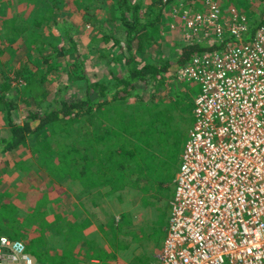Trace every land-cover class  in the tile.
<instances>
[{"label":"trees","instance_id":"1","mask_svg":"<svg viewBox=\"0 0 264 264\" xmlns=\"http://www.w3.org/2000/svg\"><path fill=\"white\" fill-rule=\"evenodd\" d=\"M60 2L27 0V17L22 18L21 12L12 21L0 23V33L9 44L5 53L11 57L24 53L15 61L18 67L10 69L5 65L0 70V113L5 114L8 125V134L0 137V173L7 171L8 156L13 161L31 142V153L38 165L21 157L13 163L22 174L14 191L19 198L23 199L25 189L36 188L34 177L45 173V177L67 187L80 186V197L90 195L94 208L104 200L121 201L125 192L132 198L138 194L141 206L155 207L162 199L168 208L173 199L167 194L168 185L173 182L192 114L188 92L174 80V73L192 56L214 48L204 41L183 44L175 61L153 58L140 65L138 55L147 48L152 55L157 25L163 22L161 0L147 4V14L141 11L142 0H105L111 7V16L94 24L99 28L101 42L118 52L115 65L108 71L111 79L90 82L80 62L70 63L67 80L84 83L85 89L79 101L67 102L59 89L53 93L43 89L46 76L57 72L62 66L60 59L75 50L65 49L73 27L64 19H57ZM261 13L264 15L263 10ZM248 18L249 25L256 27L262 17L254 22L249 13ZM12 43H18L19 48H13ZM14 82L17 85L22 82L20 91L14 89ZM51 94L54 97L45 103ZM19 102L26 107L22 123L13 118ZM2 194L12 196L0 190ZM45 203L48 204L42 196L33 210L21 217H17L15 209L10 213L9 208L0 207V218L7 216L11 221L0 234L25 241L30 255L47 259V262L36 259L39 263L106 264L116 259L117 252L129 249L131 243L142 238L130 231L129 215L110 214L105 223L98 225L109 249L92 241L86 250L78 251L76 244L84 239L81 228L85 224H67L59 215L45 221ZM21 221L29 225L25 230L20 228ZM45 232L61 237L64 248L56 251L48 248ZM158 240L147 237L146 242L155 241L158 249ZM77 251L83 259L76 255ZM142 264L150 263L144 260Z\"/></svg>","mask_w":264,"mask_h":264},{"label":"built area","instance_id":"2","mask_svg":"<svg viewBox=\"0 0 264 264\" xmlns=\"http://www.w3.org/2000/svg\"><path fill=\"white\" fill-rule=\"evenodd\" d=\"M179 4L184 44L214 49L174 73L198 93L159 263L264 264V15L254 27L243 13L223 14L218 0ZM0 264L42 263L0 236Z\"/></svg>","mask_w":264,"mask_h":264},{"label":"rangeland","instance_id":"3","mask_svg":"<svg viewBox=\"0 0 264 264\" xmlns=\"http://www.w3.org/2000/svg\"><path fill=\"white\" fill-rule=\"evenodd\" d=\"M26 1L27 0H0V23L4 20L12 21L15 15L21 12H23L24 15L22 18L27 17L29 12L25 10L27 7L25 4ZM155 1L156 0H142L143 6L141 11L144 14H147L146 5ZM181 2L188 4L190 0H173L170 3H168V0H161L160 4L163 5L161 7L163 22L158 23L157 25L158 33L155 45L151 50L152 55L150 56V54H148L147 46L146 52L138 55L140 65L144 63L143 61H150L153 58H159L161 60L173 59L175 61L179 55L182 45L186 42L183 40L180 32L175 30L176 18L173 16L183 12V4H179ZM192 2L195 3L194 8L197 9L200 8L203 0H192ZM218 2L223 14L228 13L232 9L243 13L246 17H248V14L250 13L251 21L254 22L262 16V10L264 11V0H218ZM1 9H3V12H1ZM57 10V19H64L73 27L72 30L69 31L71 40L64 44L65 49H70L71 47L72 49L75 48V50H72V54H67L64 58L60 59L62 66L57 72L54 71L46 76L47 81L44 83L43 89H48L51 93H53L56 89H59V91H61L60 95L63 96L65 101L76 102L84 96L85 84H79L76 81L67 80L66 69L70 63L80 62L81 65L84 66V76H86L90 82L103 80L107 81V79H111L108 71L115 65L114 58L118 55V52L116 49L110 50L101 42L99 28L96 24H94V22L103 23L106 19H109L111 16V7L108 6L105 0H61L57 6ZM156 11L157 9L151 14H154ZM12 44L13 48H19L18 43ZM8 46L9 44L3 37V33H0V70L3 69L5 65H7L10 69L18 67L17 64L15 65V61H18L22 56H24V53H22L21 56L19 54H15L16 56L12 57L9 56L5 53ZM32 53H34V51ZM35 60L39 61V58L36 57ZM83 81L84 80L81 82ZM181 85L186 92H188L189 103H191L193 111L194 99L198 93V87L188 83ZM12 86L15 90L20 91L22 89L20 87L23 85L22 82H20V85H17V83L14 82L12 83ZM53 97L54 95L51 94L48 98H46L45 103H49ZM19 103L18 109L13 111V118L16 122L22 123L26 107ZM193 123L194 118L191 114L188 124L186 125L188 130L192 128ZM188 130L183 138L182 147L186 141V137L189 132ZM7 134L8 125L5 114L0 113V137ZM32 146L33 143L29 142L28 148L17 153L14 160L21 157L32 165H38V160L33 157L31 153ZM14 160L12 161V156H8L7 161L9 165L7 171L2 172L3 174L0 173V190L8 192L12 195L9 197H3L2 194L0 196V207L5 209L9 208V212L12 209H15L17 217H21L31 212L42 196H44L48 202V204L45 203L44 205L46 213L45 221H52L57 215H59L67 224H85L81 228L84 239L76 244V250L78 251L86 250L88 243H92V241L102 244L105 250L109 249L108 244L104 242L102 234L98 230V225L100 223H105L110 214H115V216L127 214L131 217L130 231L137 233L136 237L141 236L142 238H138L137 243H131L129 249L117 252L115 260L105 263L142 264L144 260H147L150 264H160L159 254L167 232L171 202L168 208L165 206L166 203L162 199L159 203L154 205L155 207L141 206V197L138 194L135 196L133 194L134 198H132V196L127 195V192H125L121 201H116L114 199L104 200L101 205L94 208L92 207L90 195L80 197V186L77 185L67 187L62 182L60 183L56 180L50 179L47 175L45 177V173L42 174L43 177L41 175L34 177L36 188L25 189L23 193L26 194H23L22 199L17 197V191L14 192L16 187H19V182L22 179L21 171L13 164ZM178 166L179 160L176 170L174 171L173 182L168 185L167 194L170 195L171 198L174 195V180ZM32 201H36V203L33 204ZM170 201H172V199ZM10 213L13 212L11 211ZM159 216L161 217L158 219L159 222L157 223L156 220ZM10 223L11 221L7 216L1 217L0 231L6 230L8 224ZM20 226L22 230H25L29 225H26L21 221ZM30 231L31 229L28 232L30 233ZM154 232L157 233L155 234ZM0 236L8 237L3 232ZM147 237H151L152 240L158 237V249L155 241H152L151 243L146 242ZM45 238L47 241V247L52 251L64 248V241L61 237L55 238L49 232H45ZM19 241L26 245L25 241ZM78 251L76 252V255L83 259L82 254L78 253ZM27 254L30 255V251L29 253L27 252ZM30 256L36 262H39L40 260L47 262V259L44 257H40L41 259L39 260L35 256ZM83 264L102 263L100 261H84Z\"/></svg>","mask_w":264,"mask_h":264},{"label":"crops","instance_id":"4","mask_svg":"<svg viewBox=\"0 0 264 264\" xmlns=\"http://www.w3.org/2000/svg\"><path fill=\"white\" fill-rule=\"evenodd\" d=\"M23 194L25 195L26 193H23ZM32 203H33V204H35V203H36V201H35V202H34V201H32Z\"/></svg>","mask_w":264,"mask_h":264},{"label":"clouds","instance_id":"5","mask_svg":"<svg viewBox=\"0 0 264 264\" xmlns=\"http://www.w3.org/2000/svg\"><path fill=\"white\" fill-rule=\"evenodd\" d=\"M19 241V240H18Z\"/></svg>","mask_w":264,"mask_h":264}]
</instances>
